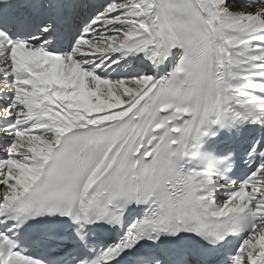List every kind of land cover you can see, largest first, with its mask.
Segmentation results:
<instances>
[{
	"label": "snow or ice",
	"instance_id": "snow-or-ice-1",
	"mask_svg": "<svg viewBox=\"0 0 264 264\" xmlns=\"http://www.w3.org/2000/svg\"><path fill=\"white\" fill-rule=\"evenodd\" d=\"M0 264H264V0H0Z\"/></svg>",
	"mask_w": 264,
	"mask_h": 264
}]
</instances>
